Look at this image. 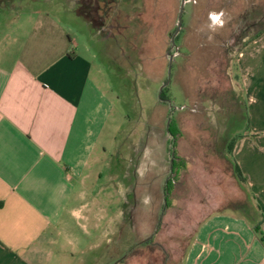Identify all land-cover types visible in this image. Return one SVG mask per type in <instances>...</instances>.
<instances>
[{
	"label": "rangeland",
	"instance_id": "rangeland-1",
	"mask_svg": "<svg viewBox=\"0 0 264 264\" xmlns=\"http://www.w3.org/2000/svg\"><path fill=\"white\" fill-rule=\"evenodd\" d=\"M13 5L0 19L25 21L23 35L40 18L53 21L75 41V52L111 104L100 138L107 154L89 182L98 200L110 192L118 226L85 237L71 264H184L200 215L233 211L255 223L249 216L258 213L257 202L237 177L229 148L252 129L236 52L264 29V0H184L174 45L181 0ZM256 54L262 64L249 78L261 99L264 49ZM170 122L176 138L168 133Z\"/></svg>",
	"mask_w": 264,
	"mask_h": 264
},
{
	"label": "crops",
	"instance_id": "crops-1",
	"mask_svg": "<svg viewBox=\"0 0 264 264\" xmlns=\"http://www.w3.org/2000/svg\"><path fill=\"white\" fill-rule=\"evenodd\" d=\"M13 1L0 0V16ZM25 26L0 19V264H71L85 237L118 226L110 192L98 200L89 182L107 154L100 138L111 104L60 27L40 18L23 35ZM258 49L264 33L237 55L252 129L232 149L257 202L255 223L233 211L200 215L184 264H264L254 232L264 233V98L249 78L262 64Z\"/></svg>",
	"mask_w": 264,
	"mask_h": 264
},
{
	"label": "trees",
	"instance_id": "trees-1",
	"mask_svg": "<svg viewBox=\"0 0 264 264\" xmlns=\"http://www.w3.org/2000/svg\"><path fill=\"white\" fill-rule=\"evenodd\" d=\"M105 25V24H104ZM264 33V29L263 30H261L260 32H258V33H256L255 35H253L251 38H249L247 41H245V42H243V44L238 48V50H237V52L236 53H238L241 49H243L249 42H251L252 40H254V39H256L257 37H259L260 35H262ZM174 45V44H173ZM164 92L165 91H163V92H161L160 93V99L161 100H165V98H163L164 97ZM177 132H178V130L175 128V125L173 124V122L171 123H169V126H168V133H170L171 134V136L173 137V138H176V136H177ZM233 144L234 143H232V145L230 146V148L229 149H231V151H232V148H233ZM235 168H234V170L236 171V175H237V177L241 180V181H246V177L242 174V172H241V170H240V168H239V166H238V164L235 162ZM177 166H176V162L174 161L173 162V169L175 170V168H176ZM171 187H172V180L170 179V180H168L167 182H166V185H165V188H164V193H165V199H166V201L168 200V197H169V193H170V191H171ZM254 232L256 233V235L259 237V240H260V242L263 244V246H264V233H263V231H261V228H260V225H257V226H255L254 227Z\"/></svg>",
	"mask_w": 264,
	"mask_h": 264
},
{
	"label": "water",
	"instance_id": "water-1",
	"mask_svg": "<svg viewBox=\"0 0 264 264\" xmlns=\"http://www.w3.org/2000/svg\"><path fill=\"white\" fill-rule=\"evenodd\" d=\"M183 10H184V0H181V8H180V11H179V16H178V26H177V29H176L173 37H172V43L173 44H174V37L177 35V33L181 29ZM171 69H172V57L170 58V62H169V66H168V81L170 80Z\"/></svg>",
	"mask_w": 264,
	"mask_h": 264
},
{
	"label": "flooded vegetation",
	"instance_id": "flooded-vegetation-1",
	"mask_svg": "<svg viewBox=\"0 0 264 264\" xmlns=\"http://www.w3.org/2000/svg\"><path fill=\"white\" fill-rule=\"evenodd\" d=\"M12 5V4H11ZM82 7V6H81ZM93 16V15H92Z\"/></svg>",
	"mask_w": 264,
	"mask_h": 264
}]
</instances>
